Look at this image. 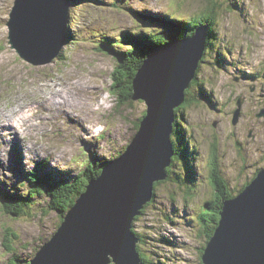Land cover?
<instances>
[{
    "label": "rangeland",
    "instance_id": "1",
    "mask_svg": "<svg viewBox=\"0 0 264 264\" xmlns=\"http://www.w3.org/2000/svg\"><path fill=\"white\" fill-rule=\"evenodd\" d=\"M15 2L0 0V264L13 256L8 229L19 235L10 244L25 262L62 223L50 197L31 191L28 173L42 167L39 171L57 182H72L91 160L103 167L123 154L136 122L147 114L145 101L125 103L114 89L117 58L101 47L102 40L127 31L165 32L171 15L191 20L216 7L218 24L196 74L200 85L192 87L198 100L180 117L191 167L182 155L167 178L156 182L152 201L133 223L150 260L202 264L210 228L200 216L216 194L210 181L213 144H219L218 164L232 186L250 182L264 167V116H258L264 111V0H71L73 40L67 39L58 58L41 65L12 48L8 22ZM172 37L178 38L174 30ZM240 99L242 114L233 124ZM4 112L10 117H1ZM4 192L22 194L26 214L3 210Z\"/></svg>",
    "mask_w": 264,
    "mask_h": 264
},
{
    "label": "water",
    "instance_id": "2",
    "mask_svg": "<svg viewBox=\"0 0 264 264\" xmlns=\"http://www.w3.org/2000/svg\"><path fill=\"white\" fill-rule=\"evenodd\" d=\"M70 8L71 0H16L8 22L12 48L36 65L58 58L68 39ZM195 31L146 53L133 80V99L147 104L140 127L123 154L102 164V173L89 181L28 264H146L133 223L152 201L156 182L167 178L176 155V109L186 102L208 48L209 27ZM243 101H238L233 124L241 117ZM201 261L264 264V167L225 201Z\"/></svg>",
    "mask_w": 264,
    "mask_h": 264
},
{
    "label": "trees",
    "instance_id": "3",
    "mask_svg": "<svg viewBox=\"0 0 264 264\" xmlns=\"http://www.w3.org/2000/svg\"><path fill=\"white\" fill-rule=\"evenodd\" d=\"M217 15L218 12L216 7L204 9L201 15L198 14L197 16H193L191 20L182 19L178 16L171 15L170 19L172 21L169 20L170 24L166 25L168 30H166L165 32L160 31V29H145V31L142 30L141 33H133L127 31L126 33H124V35L116 40H112L113 38L109 40H102L103 43L101 44V47L105 48L106 51H109L110 54L117 58L118 65L114 72L115 80L113 87L116 91H120V97L124 99V102L126 103L133 100V80L136 77V74L139 71L140 67L142 66L143 61L146 57L145 55L148 51L153 52V50L161 47V45H163L164 43H167V40L175 41V39H173L172 37L173 30L178 33L177 39H181L184 37H189L190 35H194L196 32V27L206 23H208L210 26V34L208 35L209 47L211 45L210 35L214 33L215 28L218 24ZM173 20L182 21L186 24L182 26H176ZM138 21L140 20L138 19ZM73 35L74 34L72 30H70L68 34V38L70 39V41L73 40ZM203 59H205V55ZM196 84L200 85L199 81L195 79L191 87L187 90L186 102L181 107L176 109L177 119L173 136L176 147V155L173 158L171 166L168 168L169 173H171L173 167L180 161L182 155L191 167L189 155L190 152L192 153V151L190 149L189 142H185L186 135L184 131H182L180 117L184 118V108L193 105L195 103V100H198V97H196L192 91V87ZM145 114L146 113H144L143 116H145ZM136 126L137 128L140 127L139 121L136 122ZM175 139L178 141V143ZM214 139H217L216 136ZM214 145L215 147L217 145L215 153H218L219 144L216 142ZM214 165L215 166L212 168V173L214 175H217V181L220 185L223 186V188H221L220 190V198H216L215 196H213L212 200L210 201L211 204L209 203V207H206L204 204V209L207 210H204L206 212L202 213L200 216L206 222L207 227L210 228V232L207 234V243L211 239L219 225L225 201L232 198L228 181L226 180V177L224 176V173L220 168V164L214 163ZM101 173L102 167L100 166V164L98 162L94 164L91 160L82 174H79V176L77 178H74L72 182H68L66 180H63L62 182H57V180H55V182L54 177L51 174L46 173L44 175H41V173H37V171L28 173L27 178L32 184L31 191H34L33 193H38L40 195L45 194L50 197L52 204L51 209L59 211L62 216L61 222H63L64 215L67 214L68 210L74 206L79 196L86 190L89 181L94 177H98ZM191 176L196 177L193 173L191 174ZM195 182L196 181H191L192 184H195ZM157 186L158 185H156V187ZM1 204L4 211L6 210L11 214L19 216L26 214L25 208H27L28 206L27 199L22 196V194H12L9 192H4L1 194ZM149 204L150 203H148L145 208H147ZM144 210L145 209H143L142 213H144ZM140 216H137L136 220L139 219ZM15 238L18 239L19 235L13 229H8L6 242H8L9 244L8 247L11 246L13 252V256L8 261V264H28L30 262V259H27L25 262H23L21 256L18 255L17 251H15V249L13 248L14 246H12V243L10 244V242H13ZM206 245L201 249L202 256ZM138 250L143 261L146 264H161L159 262L150 260L147 255L143 253L140 245H138Z\"/></svg>",
    "mask_w": 264,
    "mask_h": 264
},
{
    "label": "flooded vegetation",
    "instance_id": "4",
    "mask_svg": "<svg viewBox=\"0 0 264 264\" xmlns=\"http://www.w3.org/2000/svg\"><path fill=\"white\" fill-rule=\"evenodd\" d=\"M250 133H252V131ZM251 135L254 136L253 134H251ZM213 141H215V139ZM214 144H213L212 153H211L210 158H209V164L211 166L210 181H211L212 185L215 187L216 194L214 196L216 198H220L221 197L220 190H221V188H223V186L218 183L217 178H216L217 175H214L212 173V168L216 165V164L214 165V163H220L219 153H217V152L215 153V150L217 149V145L215 147ZM237 148H241V147L238 146ZM238 150L240 151L241 149H238ZM242 161H243V164H244L247 161V158L245 156H243L242 157ZM239 174H240V172L238 173V175ZM226 180L228 181V178L227 177H226ZM233 181L236 182V179L233 178ZM248 183H244L241 186H238L237 184H233V186H232V184L228 181L229 188L234 187L236 189L234 191H231V195H232L231 197H233V195L238 194L245 187V185H247ZM211 200L212 199H208V200L205 201L204 204H205L206 207H209V203L211 204V202H210Z\"/></svg>",
    "mask_w": 264,
    "mask_h": 264
},
{
    "label": "bare ground",
    "instance_id": "5",
    "mask_svg": "<svg viewBox=\"0 0 264 264\" xmlns=\"http://www.w3.org/2000/svg\"><path fill=\"white\" fill-rule=\"evenodd\" d=\"M87 8V7H86ZM99 22V21H98ZM205 25V24H204ZM110 26V25H109ZM114 27V26H113ZM199 27V26H198ZM198 27H196V28H198ZM70 30H72L70 27H69V22H68V34H69V32H70ZM189 37H191V35L189 36ZM111 42V41H110ZM57 86V85H56ZM72 87V86H71ZM72 93V92H71ZM74 94V93H73ZM52 97V96H51ZM75 101V100H74ZM56 102H58V101H56ZM80 103H82V104H84L83 102H81V101H79ZM56 104V103H55ZM80 107V106H79ZM67 109V108H66ZM73 109V107H71V109L69 108V109H67L66 110V114H72V112H71V110ZM64 113H65V110H64ZM1 117H4V118H9L10 117V115L8 114V113H6V112H4V114H2V116ZM86 118V117H85ZM3 119V118H2ZM78 121V120H77ZM3 123H4V121H2ZM2 123V124H3ZM53 127V126H52ZM86 129V127H83V130H85ZM54 130V129H53ZM89 130V129H88ZM43 168L42 167H38L35 171H37V173H41V175H44V173L45 172H40L39 170H42ZM35 171H33V172H35ZM59 174V173H58ZM59 176H61L60 174H59ZM55 179V178H54ZM55 180H57V179H55ZM54 180V181H55ZM56 182V181H55ZM31 188H32V185H31Z\"/></svg>",
    "mask_w": 264,
    "mask_h": 264
}]
</instances>
